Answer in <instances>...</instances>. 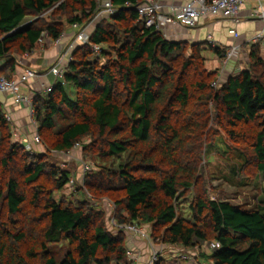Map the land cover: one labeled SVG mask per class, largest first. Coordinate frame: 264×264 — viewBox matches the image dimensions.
I'll return each mask as SVG.
<instances>
[{
    "label": "trees",
    "instance_id": "obj_1",
    "mask_svg": "<svg viewBox=\"0 0 264 264\" xmlns=\"http://www.w3.org/2000/svg\"><path fill=\"white\" fill-rule=\"evenodd\" d=\"M143 1L112 0L116 15L91 36L105 62L81 45L63 78L34 97L39 145L14 141L0 102V264H134L129 235L90 199L110 201L119 226H150L156 244L218 243L203 255L208 264H264L263 208L210 199L201 173L224 135L241 147L234 174L264 175L261 48L252 47L247 70L214 88L219 74L206 69L203 52L222 59L224 51L146 29L137 12ZM101 3L0 0V76L12 80L44 37L56 41L94 22ZM77 145L95 169L79 188L88 200L73 204L55 197L70 174L35 151L70 154Z\"/></svg>",
    "mask_w": 264,
    "mask_h": 264
},
{
    "label": "built area",
    "instance_id": "obj_2",
    "mask_svg": "<svg viewBox=\"0 0 264 264\" xmlns=\"http://www.w3.org/2000/svg\"><path fill=\"white\" fill-rule=\"evenodd\" d=\"M250 0H213L208 2L207 0H188L187 3L180 6H171L169 8V13L163 15L162 5L160 0H144L143 3L137 7V12L140 17V20L143 21L144 26L148 30H154L156 32L163 33L165 37L166 27L172 24H177L184 29H195L200 24L201 18L204 15H211L213 17L222 16L225 19L231 20L234 24L239 25L242 22L240 13L242 7ZM259 3L260 9L261 0H256ZM117 10L112 4V0H104L101 4L100 11L95 18L96 20H103L106 18H111L115 16ZM259 18H264V14L260 13ZM75 30V35L71 40L65 41L63 38H60L56 41H50L46 37L42 39L41 50L46 49L47 47L55 48L57 50V58L53 66L48 70L49 74L53 75L55 79L63 78L66 68L72 62V55L77 49L78 45H86L91 48L93 53L100 54L102 52V47L98 45L91 44V36L88 27H81L79 25L73 26ZM237 37V35H235ZM46 41V42H45ZM207 43L212 48H217L216 42L214 39L209 36ZM260 46L264 51V34H259L254 37L251 42H249V50L251 51L253 46ZM242 45L235 44L229 48L223 49V58L221 59L223 64V70L219 74L218 80L213 84L214 88L220 86L222 75H224L225 68L231 62L239 61L242 55ZM38 72L32 69H25L21 75L15 79H7L0 76V94L9 95L14 100V103L22 108L27 109L30 112L32 118V126L34 129L33 140L30 142L25 140L24 142L28 145V148L31 149L34 145H39L40 138L36 132V122L34 120L35 109L33 106V99L29 96L23 94L24 89H28L29 83L37 79ZM52 88H48L47 92L51 91ZM6 118L10 121L11 115L7 114ZM80 145H77L74 150L78 149ZM85 174V173H84ZM69 184H74V180L70 179ZM108 206L113 209L112 203H108ZM111 226L113 229L122 230L127 233L132 238L140 239L148 245V252L143 256L142 252L129 251L128 254L134 264H158L162 258V251L160 248H168V246L161 245L156 246L157 244L153 242L151 238V228L147 225L139 224H130L126 226L117 225L114 216L111 217ZM219 247L218 243H211L208 246L210 251H215ZM184 257L183 255H181ZM184 260H192L191 256H185Z\"/></svg>",
    "mask_w": 264,
    "mask_h": 264
},
{
    "label": "rangeland",
    "instance_id": "obj_3",
    "mask_svg": "<svg viewBox=\"0 0 264 264\" xmlns=\"http://www.w3.org/2000/svg\"><path fill=\"white\" fill-rule=\"evenodd\" d=\"M103 2V0H102ZM102 4V3H101ZM105 20V19H103ZM103 20H96L95 22H92L87 27L90 28L89 31L95 30V27L98 23H100ZM110 18H106V22H110ZM69 29V28H68ZM67 29V30H68ZM92 32V33H93ZM164 35V34H163ZM166 39H168L166 37ZM46 42V41H45ZM182 43H187L189 45H193L190 42L182 41ZM43 45V43L41 44ZM46 45L45 48L48 49ZM52 48V47H50ZM107 51V48H105ZM207 50L206 57L208 59V67L212 68V61L215 62V53L212 51ZM103 52V51H102ZM95 54L94 56L96 58H99L102 56L103 53ZM190 54V52H188ZM210 55H213V57H208ZM23 59V58H22ZM21 59V60H22ZM102 62H105V59H103L102 56ZM239 64L244 63L243 61L238 62ZM249 64V63H248ZM215 66V65H214ZM235 70V68L232 69V71ZM15 79V77L13 78ZM30 85V83H29ZM14 126L13 129V138L15 142L23 143L26 147L28 145L21 139V131L16 130L17 127L14 123H11ZM31 131L33 133L35 132L31 123ZM37 131V130H36ZM32 135V133L30 134ZM221 138L223 139V144H217L218 148H213L211 150V156L204 157L202 164H201V173L204 175L207 183H208V190H209V197L212 200H218L222 202H229L236 206H244L250 209L257 208V206H260L264 211V175H251L254 174V171H246L245 174L242 173V168H239V176H236L234 174V171L232 168L237 167L236 161L237 154H239V151L241 150L240 146H234L227 138L226 136L222 135ZM209 139V138H207ZM87 142V141H85ZM84 142V143H85ZM81 146H79L78 149L74 150L70 154H64V153H57V152H48L43 149L38 148L39 150H36L35 152H38L39 154H47V161L50 165H53L54 167H58L70 174V179L74 180V184H69L63 191H60L56 193L55 197L57 200L65 199L69 203L78 204L80 201L84 202L88 200V197L84 195L83 192L79 191V188L82 185V175L88 170H94V165L92 162L87 159L83 158L82 150L80 149ZM92 199L89 201L93 206L97 207L98 209H102L107 211L108 217H113V209H111L108 206V203H111L110 201H101V203H95ZM31 236L28 234V238ZM128 243H129V250L132 251L131 248H133L132 243L133 239L128 237ZM138 246V248L136 247ZM135 246L136 249H139V252L143 253V256L146 255V251L148 252V245L146 242L142 241L139 242ZM156 246H161V244H157ZM178 248V247H177ZM174 248V247H166V248H160V251H162L161 259L166 260L164 264H199V259L203 258V255L207 252L208 246L205 245L203 248H198L197 250L192 249H183V248ZM135 250V249H134ZM138 252V251H137ZM191 253H196L198 257H194L192 255V260H184L185 256H190ZM183 255L184 257H182ZM128 257L130 258L129 254ZM204 259V258H203ZM131 260V258H130ZM204 262H206L204 260Z\"/></svg>",
    "mask_w": 264,
    "mask_h": 264
},
{
    "label": "crops",
    "instance_id": "obj_4",
    "mask_svg": "<svg viewBox=\"0 0 264 264\" xmlns=\"http://www.w3.org/2000/svg\"><path fill=\"white\" fill-rule=\"evenodd\" d=\"M188 0H160L162 5V13L163 15H167L169 13V8L171 6H180L187 3ZM260 9L259 3L256 0L248 1L241 10L240 16L242 22L239 25L234 24L231 20L225 19L222 16L213 17L211 15H204L201 18L200 24L195 29H184L177 24H172L166 27V34L168 40L174 42H190L192 44L197 43H207V39L211 36L216 42L217 48L223 50L225 48H229L235 44L242 45V55L239 61L231 62L227 65L224 71V75H222V81H225L230 75H238L241 72L247 70L249 68V42L259 34H264V18H259L258 15L260 13L264 14V0H261ZM93 32V31H92ZM90 31V33H92ZM75 35V30L73 27H69L64 37H62L65 41L71 40ZM237 35V37L235 36ZM81 45H78L79 48ZM260 47V46H259ZM216 48V49H217ZM261 48V47H260ZM209 48H207L203 52V56L205 58L206 69L209 72H218L221 73L223 70V64L219 56L215 54V62L212 61V68L208 67V59L205 55ZM209 51H212L211 49ZM214 52V51H213ZM215 53V52H214ZM261 55L264 58V51L261 48ZM208 57H213L210 55ZM57 58V50L55 48H46L44 50H40L39 52L25 57L21 60V67L17 69L16 76L23 73L25 69H32L38 72L37 79L31 81L30 85H28V89H24L22 92L25 96H29L34 99V97L38 94H43L47 92L48 88H52L57 79L54 78L53 75L49 74V69L55 63ZM244 63H238V62ZM215 65V66H214ZM64 68L67 66L64 65ZM235 70L232 71V69ZM220 76V75H219ZM0 102L5 104L7 112L11 115L13 123L16 125L17 129L21 131V139L23 141L28 140L32 141L34 133L31 131V123L32 118L30 112L22 107L17 106L14 103V100L9 95L0 94ZM32 133V135H30ZM41 151V149H40ZM129 238L133 239L131 248L133 251H139L135 246L142 242L140 239H134L131 236ZM138 248V246H136ZM198 257L196 253H191L190 256ZM199 259V264H206L204 259Z\"/></svg>",
    "mask_w": 264,
    "mask_h": 264
},
{
    "label": "clouds",
    "instance_id": "obj_5",
    "mask_svg": "<svg viewBox=\"0 0 264 264\" xmlns=\"http://www.w3.org/2000/svg\"><path fill=\"white\" fill-rule=\"evenodd\" d=\"M209 250V249H208ZM206 264H208V263H206Z\"/></svg>",
    "mask_w": 264,
    "mask_h": 264
}]
</instances>
